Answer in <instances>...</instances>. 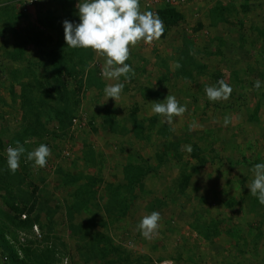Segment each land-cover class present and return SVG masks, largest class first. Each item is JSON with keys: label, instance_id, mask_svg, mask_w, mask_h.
<instances>
[{"label": "rangeland", "instance_id": "rangeland-1", "mask_svg": "<svg viewBox=\"0 0 264 264\" xmlns=\"http://www.w3.org/2000/svg\"><path fill=\"white\" fill-rule=\"evenodd\" d=\"M53 1L0 0V264H264V205L247 187L264 162V0L140 4L164 32L130 46L118 81L101 76L106 57L66 45L78 0ZM219 80L232 92L209 101ZM167 95L186 111L162 123L151 108ZM80 111L90 129L71 123ZM17 141L46 144V166L25 152L12 174Z\"/></svg>", "mask_w": 264, "mask_h": 264}, {"label": "clouds", "instance_id": "clouds-1", "mask_svg": "<svg viewBox=\"0 0 264 264\" xmlns=\"http://www.w3.org/2000/svg\"><path fill=\"white\" fill-rule=\"evenodd\" d=\"M79 22L63 21L64 38L70 48H91L101 56L106 57L101 70V76L111 80H119L121 76L126 79L129 73H134L129 59L130 46L134 47L139 41L151 43L159 39L164 32L163 21L152 12L140 11L139 0H78ZM176 67L181 65L177 62ZM218 86L205 87V94L209 101L226 100L232 92V87L223 80L217 82ZM124 85L115 83L104 88L106 100L119 98ZM255 89L261 88V81L253 84ZM152 112L161 117L162 123H171L173 117H179L186 111L175 96L167 95L162 101L152 104ZM225 125L229 118L225 117ZM27 152V161L33 162L34 167L43 168L51 154L46 144H40L28 151L19 141L16 146L6 149V163L8 170L15 174L20 166L21 156ZM252 171L254 178L247 184L249 192L255 196L261 205H264V162L256 163ZM161 215L153 211L144 216L137 227L145 239H150L159 227Z\"/></svg>", "mask_w": 264, "mask_h": 264}, {"label": "built area", "instance_id": "built-area-1", "mask_svg": "<svg viewBox=\"0 0 264 264\" xmlns=\"http://www.w3.org/2000/svg\"><path fill=\"white\" fill-rule=\"evenodd\" d=\"M17 3H19V5L21 6L22 9L27 8L31 5H34L38 2L41 1H48V0H16ZM140 4L145 8V9H152L156 6V4H158L161 0H139ZM166 2H168L171 5H184V4H195L201 0H164ZM78 3V2H77ZM72 78L76 77V74L73 73ZM86 86V85H85ZM84 86V89H86V86ZM71 123L74 126H80V127H85L87 129H90L95 121L94 119L86 116V113L80 111L78 114H75L72 118H71ZM64 155H68L69 151L68 150H64L63 151Z\"/></svg>", "mask_w": 264, "mask_h": 264}, {"label": "crops", "instance_id": "crops-1", "mask_svg": "<svg viewBox=\"0 0 264 264\" xmlns=\"http://www.w3.org/2000/svg\"><path fill=\"white\" fill-rule=\"evenodd\" d=\"M49 2H54L53 0H48ZM77 11V10H76Z\"/></svg>", "mask_w": 264, "mask_h": 264}]
</instances>
